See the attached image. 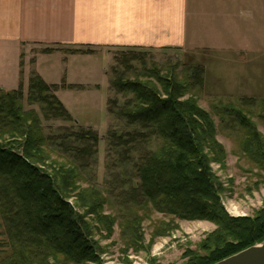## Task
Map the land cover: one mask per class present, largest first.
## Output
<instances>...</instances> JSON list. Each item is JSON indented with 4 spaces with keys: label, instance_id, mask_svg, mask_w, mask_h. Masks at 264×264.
Masks as SVG:
<instances>
[{
    "label": "trees",
    "instance_id": "1",
    "mask_svg": "<svg viewBox=\"0 0 264 264\" xmlns=\"http://www.w3.org/2000/svg\"><path fill=\"white\" fill-rule=\"evenodd\" d=\"M84 49L65 50V55L93 54ZM125 49L126 54L113 56L108 88L129 98L119 106L109 102L107 113L132 130L111 133L108 148L122 153L126 163L136 147L139 151L154 141L157 148L140 151L134 187L118 197L138 211L149 206L177 220L213 224L216 229L202 244L203 253H187L185 264H215L261 243L264 207L253 218H234L222 205L225 189L210 165L224 163V150L216 141L211 115L193 96L202 88L204 69L195 67L189 77L181 78L175 66L163 73L154 63L148 65L146 53H137L142 49ZM53 51L61 50L42 54ZM56 90L32 73L27 104L37 105L46 121L71 122L54 96ZM23 101L21 87L0 92V220L9 246L0 264H102L90 220L109 233L112 220L102 215V197L96 187L79 186L96 155L99 138L91 131L57 138V147L65 155L62 159L67 161L52 160L46 147L57 144L56 140L43 134L36 112H24ZM242 104L249 106L254 100L245 99ZM258 108L257 118L264 123V95ZM224 110L246 133L244 152L250 156L248 149H254L262 156L264 147L251 120L233 107ZM68 137L83 146L67 148L63 140ZM256 163L263 168L260 161ZM124 233L132 235L134 248L144 240L138 219L130 221ZM154 235L163 236L165 231Z\"/></svg>",
    "mask_w": 264,
    "mask_h": 264
},
{
    "label": "rangeland",
    "instance_id": "2",
    "mask_svg": "<svg viewBox=\"0 0 264 264\" xmlns=\"http://www.w3.org/2000/svg\"><path fill=\"white\" fill-rule=\"evenodd\" d=\"M205 6L206 10L213 8L216 15L203 22L197 20V13L188 19L184 49L137 48L142 49L137 53H146L150 57L146 59L148 65L154 63L163 73L175 66L181 78L189 77L195 67L204 69L202 88L193 96L197 98L199 107L211 115L216 141L224 150V163L212 162L210 165L225 189L221 195L222 205L231 217L253 218L264 207V153L261 156L260 151L248 149L249 156L244 152L246 133L224 109L233 107L249 118L263 144L261 147H264V123L257 118L258 104L264 95V0H237L230 3V11H224L220 0L205 3ZM26 48L28 50L19 51L5 46L0 50V88L5 90L0 92L22 88L24 112H36L43 134L56 140L57 144L46 147L52 160L63 161L65 156L62 148L57 147V138L86 131L98 136L96 155L82 173L79 186L96 187L94 190L102 197V215L112 220L111 233L90 220L102 264H185L187 253L201 255L206 237L216 229L213 224L177 220L156 213L149 206L138 211L118 197L134 187V165L140 151L157 148L154 141L140 147L139 151L136 147L126 157L128 163L123 162L125 157L122 153L108 148L111 133L123 134L132 130L124 121L107 113L111 108L109 102H116L119 106L129 98L117 96L108 86L110 69L114 67L113 56L126 54L125 48L132 47L110 46L108 51L103 48L108 55H98L95 51L92 56L65 55L62 46L43 49L32 45ZM57 48L61 50L60 54H54V51L53 55L42 54L44 50ZM39 53L41 56L38 57ZM32 73L46 85L57 87L54 96L72 118L71 122L46 121L37 105L27 104V88ZM245 99H253L254 104L244 106L242 102ZM63 144L69 149L83 146L69 137L63 140ZM255 161H260L263 168ZM134 218L141 221L144 239L137 248L133 247L132 235L127 237L124 233ZM159 230L165 231V235H154ZM8 251L0 220V262Z\"/></svg>",
    "mask_w": 264,
    "mask_h": 264
},
{
    "label": "crops",
    "instance_id": "3",
    "mask_svg": "<svg viewBox=\"0 0 264 264\" xmlns=\"http://www.w3.org/2000/svg\"><path fill=\"white\" fill-rule=\"evenodd\" d=\"M214 1L0 0V50L80 46L108 55L103 48L108 51L110 46L184 49L188 19L195 13L199 21L213 19L216 13L206 10L205 3ZM225 1L220 0L224 11H230V3L237 0Z\"/></svg>",
    "mask_w": 264,
    "mask_h": 264
},
{
    "label": "water",
    "instance_id": "4",
    "mask_svg": "<svg viewBox=\"0 0 264 264\" xmlns=\"http://www.w3.org/2000/svg\"><path fill=\"white\" fill-rule=\"evenodd\" d=\"M215 264H264V240Z\"/></svg>",
    "mask_w": 264,
    "mask_h": 264
}]
</instances>
